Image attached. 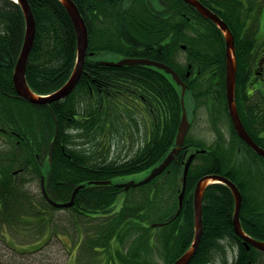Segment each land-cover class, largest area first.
Here are the masks:
<instances>
[{
  "label": "trees",
  "instance_id": "trees-1",
  "mask_svg": "<svg viewBox=\"0 0 264 264\" xmlns=\"http://www.w3.org/2000/svg\"><path fill=\"white\" fill-rule=\"evenodd\" d=\"M72 1L88 26V51L93 56L86 59L84 73L70 95L35 106L17 98L13 83L25 37L24 13L18 3L0 0V128L6 129L9 145L5 154L0 153L5 156L0 161V264H44L39 256L44 255L52 238L60 237L58 221L52 215L58 209L25 186L46 174L36 155L42 158L55 136L52 164L47 166L49 195L57 202H69L75 188L86 184L77 193L75 205L64 209L74 219L76 230L86 227L77 264L173 263L193 241V191L207 174L224 175L238 185L243 194L242 226L248 235L264 241V210L261 213L259 207L260 196H264V164H259L260 157L252 150L239 151V137L233 128L231 145H226L222 136L210 146L202 139L188 137L161 178L136 188L140 197L127 198L118 211L114 207L121 188L114 183L89 185L91 181H113L149 171L159 164L174 145L182 113L180 88L163 70L140 65L102 66L95 57L117 53L164 62L188 85L187 104L196 102L199 106L219 95L226 105L225 42L223 37L219 39L222 51L210 57L209 71L185 78L186 72L178 70L166 53V46L180 41V30L188 26L183 14L191 7L183 0H159L168 3L162 9L154 0ZM28 2L37 34L26 78L33 92L48 95L60 89L73 72L77 33L59 0ZM223 17L236 38L239 106L248 49L240 47L239 24ZM120 148L128 151L126 158L113 157ZM195 149L207 151L190 167L183 209L175 218L185 154ZM162 178L168 191L175 194L169 197L172 211L168 214L160 212L163 204L155 189ZM234 208L228 186L217 183L207 187L203 236L189 264H260V253L248 250L234 231ZM157 222L165 223V235L151 226ZM61 248L67 251L65 246ZM7 249L11 250L1 253ZM155 254L165 257L164 263L154 261ZM57 255L52 264H64Z\"/></svg>",
  "mask_w": 264,
  "mask_h": 264
},
{
  "label": "water",
  "instance_id": "water-1",
  "mask_svg": "<svg viewBox=\"0 0 264 264\" xmlns=\"http://www.w3.org/2000/svg\"><path fill=\"white\" fill-rule=\"evenodd\" d=\"M62 4L65 6L66 10L68 11L74 27L76 29L77 33V45H78V53H77V62L74 68V71L70 77V79L66 82V84L51 94L50 96H37L29 87L27 78H26V72H27V65L29 61V56L31 54L32 48L35 43L36 39V32H37V25L36 20L32 11V8L28 2V0H18V3L21 5L24 16H25V37H24V43L22 45V49L19 55V58L17 60L14 75H13V83L14 87L18 93V95L28 100L29 102L36 104V105H44V104H50L52 102L62 100L66 98L69 94L73 92V90L78 85L81 76L83 74L85 60L87 56V50L89 45V34H88V27L81 16L80 11L78 10L76 4L72 0H60ZM190 5L194 6L204 17L212 20L215 24H217L222 32L224 33L225 41H226V95H227V102H228V108L230 117L233 121V124L238 132V134L246 140L253 149L260 155L264 156V150L261 149L258 145H256L253 140L250 138L249 134L245 130L242 121L239 117L237 106L235 103V88H236V74H237V58H236V45H235V39L234 35L231 32L228 25L215 13H213L211 10L206 8L202 3H200L198 0H185ZM103 65H109V66H123V65H150L155 66L159 69L165 70L167 73L173 75L174 79L178 82L179 85L183 86V97L185 93V85L181 81L180 77L176 74V72L167 66L166 64L156 62L150 59H123L119 62H100ZM183 99V98H182ZM183 103V115L179 126V133L177 135L176 143L177 145L181 146L184 143L186 134L189 130V121L187 117L186 108L184 105V99L182 100ZM55 141L51 144L50 147V154L52 155L53 149H54ZM179 147L174 148L170 154L167 156V158L156 168H154L150 175L145 178L144 180L135 183L130 182L127 184H121L120 186H125V189H129L132 186L135 185H143L145 183H148L153 178L158 176L160 173L164 171V169L170 164V162L173 160L174 156L178 154ZM195 154H192L189 156L188 161L185 165L184 170V177H183V189L180 195V208L182 207L185 190H186V180H187V174L190 167V164L192 160L194 159ZM210 181H219L222 183H225L230 187L232 190L234 197H235V213H234V229L236 231V234L244 239L245 243L248 244V247L250 246L255 247L258 250L264 251V242H260L257 240H254L250 236H248L242 229L241 223H240V212L243 202L242 194L239 190V188L228 178L220 176V175H208L203 177L197 184V187L195 189V200H194V206H195V238L192 246L190 249L184 253L176 262L173 264H189V262L192 260L194 255L196 254L198 247L200 245L202 235H203V195L204 191L206 189V186L210 183ZM97 185H103L110 183V181L107 182H93ZM85 185H80L77 188H75L72 199L70 202L67 203H58L53 201L47 194L46 189L44 187L43 183V192L45 194V197L47 200L55 207L58 208H68L72 207L75 204V196L76 194L84 188Z\"/></svg>",
  "mask_w": 264,
  "mask_h": 264
},
{
  "label": "flooded vegetation",
  "instance_id": "flooded-vegetation-1",
  "mask_svg": "<svg viewBox=\"0 0 264 264\" xmlns=\"http://www.w3.org/2000/svg\"><path fill=\"white\" fill-rule=\"evenodd\" d=\"M199 1L224 20L226 19L223 16H228L230 22L234 24L237 22L236 24H239V37L241 40L240 47L241 49L243 47L248 49V52L245 55L248 63L245 65L244 83L243 87H241V99L237 110L239 117L254 143L264 149V33L263 36L261 35V28L262 26L264 27V0ZM159 4L162 7L168 5L165 1H161ZM165 12L166 11L164 10V13ZM197 13L198 12L193 7L186 10L183 16L186 17L188 26L185 27V29L180 30V33H183V37L179 38L180 41H171L166 46V53L171 56L176 68L180 71L186 72V76L184 75L185 78L190 77L192 73L196 74L209 71L211 67L208 64L211 60H208V58L212 56L213 59L222 51V45L219 43V39H221L222 35L221 32L217 31L215 29L217 27L214 28L212 23L209 24L208 22L206 23L203 21ZM189 58L191 62L189 61ZM215 101L216 104L213 108L214 114L212 119L218 120V122L222 124L223 133L229 139L232 135L229 125L230 122L228 124L226 118V116L231 118L228 103L226 108L219 95ZM224 107L226 109H224ZM204 115L205 119L208 120L210 117L209 113L205 112ZM190 121L194 124L196 119L190 117ZM209 124H211L210 121L208 125ZM213 132L212 130L208 132L211 134L209 138L210 143L214 142L213 139L216 135ZM1 134L3 136H1ZM6 134V129L0 128V149L5 146ZM238 149L240 152L252 150L246 140L241 138H239ZM1 152L2 151H0V153ZM3 157L5 156H0V161L4 160ZM46 157H48V153L43 156V159ZM259 157V164L263 165L264 158L261 156ZM37 158L39 157L37 156ZM16 174L17 173L14 172V175ZM263 176L262 172L261 181H263ZM263 198L264 196L261 194L259 200L261 213L264 210ZM261 258H264V253H260L259 259Z\"/></svg>",
  "mask_w": 264,
  "mask_h": 264
},
{
  "label": "rangeland",
  "instance_id": "rangeland-1",
  "mask_svg": "<svg viewBox=\"0 0 264 264\" xmlns=\"http://www.w3.org/2000/svg\"><path fill=\"white\" fill-rule=\"evenodd\" d=\"M262 36L264 33V27L262 26L261 28ZM123 56L121 54L117 53H107V54H102V56L99 57V59L103 61H108V62H117L121 60ZM208 119V118H207ZM208 120L205 119L204 113L201 112L200 115L197 116L196 121L194 122V126L192 128V133L193 134H200L198 136L203 137L206 139L208 137ZM127 150L126 149H119L115 150L113 157H117L119 159L127 157ZM148 172H140L137 174L133 175H128V176H120L115 178L113 181L116 184H125L129 183L132 181L138 182L141 179L145 178L147 176ZM27 189H29L33 193H40L41 187L40 183L38 181L32 182L29 186H26ZM136 192H140L139 189L136 190H131V192H122L116 202L115 205V211L119 210L121 205L123 204L124 200L126 198H136ZM158 197L160 200L163 202L160 212H163L164 214H168L172 211V207L169 205V191L166 188L164 184L161 185L160 191L158 194ZM118 208V209H117ZM54 219H57L59 227H60V232L65 233L64 235L62 234V238L65 240L63 241V244L65 247H67V251L69 252L70 256L67 255L65 251L61 247V241H59L56 237L52 238L49 242V244L46 246V250L44 251V255H40L39 257L43 259L44 264H52V258L54 257V254L57 256H60L62 260H64V264H75V258L77 254V245L75 243H78L81 241V235L82 232L86 229L84 226L82 229L79 228V230L75 229L76 224L74 223V219L72 218L71 214L68 211L65 210H57L53 214ZM158 220H160V216L158 217ZM166 227H163L160 231H162L163 235L166 233ZM75 242V243H74ZM30 246H24L23 248L28 249ZM7 249L2 251L1 253L4 254V252H7ZM62 252H59L61 251ZM80 251V250H79ZM228 251V250H227ZM41 251H39L38 254H40ZM31 258L34 260V255L31 256ZM69 258V259H68ZM156 260L158 262H163L164 258L162 257H156ZM260 264H264V258L259 259Z\"/></svg>",
  "mask_w": 264,
  "mask_h": 264
},
{
  "label": "bare ground",
  "instance_id": "bare-ground-1",
  "mask_svg": "<svg viewBox=\"0 0 264 264\" xmlns=\"http://www.w3.org/2000/svg\"><path fill=\"white\" fill-rule=\"evenodd\" d=\"M24 43V42H23ZM103 53V52H102ZM16 66V65H15ZM43 110V109H42ZM47 110V109H46ZM46 131V130H45ZM237 187H238V185L234 182V181H232ZM239 188V187H238ZM186 195V194H185ZM185 195H184V200H185ZM70 201V200H69ZM93 218V217H92ZM185 253V252H184ZM164 258V260H165V257H163ZM180 258V257H179ZM178 258V259H179Z\"/></svg>",
  "mask_w": 264,
  "mask_h": 264
}]
</instances>
